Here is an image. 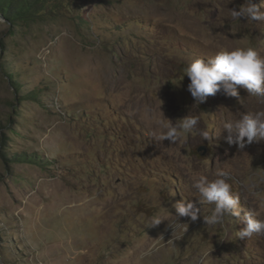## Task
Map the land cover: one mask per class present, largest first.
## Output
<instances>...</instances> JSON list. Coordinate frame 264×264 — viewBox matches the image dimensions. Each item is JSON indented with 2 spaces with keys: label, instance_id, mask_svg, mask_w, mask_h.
Returning <instances> with one entry per match:
<instances>
[{
  "label": "rangeland",
  "instance_id": "1",
  "mask_svg": "<svg viewBox=\"0 0 264 264\" xmlns=\"http://www.w3.org/2000/svg\"><path fill=\"white\" fill-rule=\"evenodd\" d=\"M245 3L62 0L34 22L0 25V264H264V234L239 236L245 213L264 220V141L240 149L224 129L264 112V97L237 86L238 97L200 103L184 75L222 50L264 57V21L231 18ZM7 73L43 89L41 100H23ZM188 115L211 140L155 139L161 120ZM19 152L43 164L12 161ZM217 170L240 216L209 226L213 205L197 203L202 217H179L174 205L198 202L193 183ZM154 216L166 220L146 227ZM176 219L184 225L172 235Z\"/></svg>",
  "mask_w": 264,
  "mask_h": 264
},
{
  "label": "clouds",
  "instance_id": "2",
  "mask_svg": "<svg viewBox=\"0 0 264 264\" xmlns=\"http://www.w3.org/2000/svg\"><path fill=\"white\" fill-rule=\"evenodd\" d=\"M261 7H264V4L257 5L251 0H246L239 10L229 11L233 20L239 21L243 17L264 21V11H260ZM0 25L7 26L6 21L0 19ZM184 75H187L190 80L187 90L200 103H203L207 96H215L218 92L226 97H238L237 86L246 89L249 95L264 97V57L259 56L252 47L222 50L208 60L195 59L184 69ZM179 120L178 124H173L169 120L165 123L161 120L159 125L161 132L155 139L160 142L168 140L170 144H173L182 134L196 131L204 140H211L212 135L209 131L197 128L198 117L188 115ZM224 129L228 133L227 142L235 143L240 149L248 144L264 141V112L243 114L235 122H226ZM228 181V174L224 170H217L215 179L212 180L205 175H200L193 183L194 189L199 193L198 202L180 201L174 205L176 213L179 217H188L191 221H196L202 217L201 207H198L197 203L199 205L208 203L213 207L207 215L202 217L206 225L221 224L226 214L240 216L242 209L239 197L233 195ZM248 187L250 191H255L257 185L250 183ZM164 220L166 219L161 216H154L150 218L146 227L157 226ZM243 220L246 226L240 231L241 238L264 234V220L256 218L251 211L244 214ZM182 225L184 223H180L177 219L169 222V227L173 230L172 235ZM183 231L186 232L187 227L183 228ZM160 239L162 240V237ZM153 250H155L154 246L142 253L139 259L144 261Z\"/></svg>",
  "mask_w": 264,
  "mask_h": 264
},
{
  "label": "trees",
  "instance_id": "3",
  "mask_svg": "<svg viewBox=\"0 0 264 264\" xmlns=\"http://www.w3.org/2000/svg\"><path fill=\"white\" fill-rule=\"evenodd\" d=\"M62 6V0H0V18L13 25L29 24L38 18L46 17L50 12L61 10ZM7 76L9 77V82L15 86L18 92L27 91L26 87L18 82L17 74L7 73ZM43 92V89L33 87L31 91L24 93L23 100L39 102ZM2 154H5V151H2ZM10 158L12 161L21 163L43 164L42 159L25 152L15 153Z\"/></svg>",
  "mask_w": 264,
  "mask_h": 264
}]
</instances>
